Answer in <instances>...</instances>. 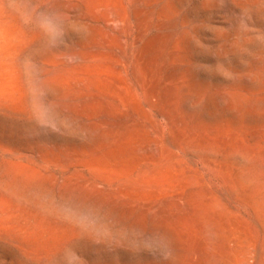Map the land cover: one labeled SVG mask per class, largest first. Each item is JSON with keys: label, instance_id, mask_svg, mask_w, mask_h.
<instances>
[{"label": "rangeland", "instance_id": "obj_1", "mask_svg": "<svg viewBox=\"0 0 264 264\" xmlns=\"http://www.w3.org/2000/svg\"><path fill=\"white\" fill-rule=\"evenodd\" d=\"M0 264H264V0H0Z\"/></svg>", "mask_w": 264, "mask_h": 264}]
</instances>
